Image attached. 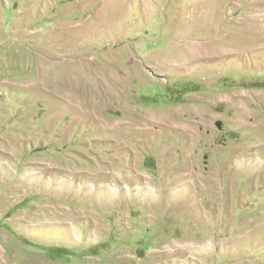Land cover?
<instances>
[{"label": "rangeland", "instance_id": "374dc122", "mask_svg": "<svg viewBox=\"0 0 264 264\" xmlns=\"http://www.w3.org/2000/svg\"><path fill=\"white\" fill-rule=\"evenodd\" d=\"M0 264H264V0H0Z\"/></svg>", "mask_w": 264, "mask_h": 264}]
</instances>
